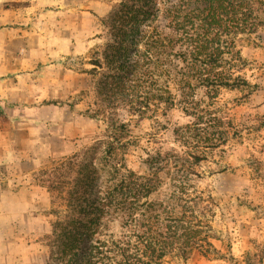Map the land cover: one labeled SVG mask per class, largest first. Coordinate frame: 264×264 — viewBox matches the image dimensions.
Masks as SVG:
<instances>
[{"label":"rangeland","instance_id":"obj_1","mask_svg":"<svg viewBox=\"0 0 264 264\" xmlns=\"http://www.w3.org/2000/svg\"><path fill=\"white\" fill-rule=\"evenodd\" d=\"M144 1L158 16L193 8ZM131 2L0 0V181L31 196L38 264H123L127 240L147 232L135 221L171 219L177 204L205 216L208 255L162 264H264V27L233 38L241 62L205 66L243 85L177 87L176 72L202 70L125 48ZM122 57L138 61L131 77L112 74Z\"/></svg>","mask_w":264,"mask_h":264},{"label":"trees","instance_id":"obj_2","mask_svg":"<svg viewBox=\"0 0 264 264\" xmlns=\"http://www.w3.org/2000/svg\"><path fill=\"white\" fill-rule=\"evenodd\" d=\"M193 8L186 10L181 16L180 11L169 9L163 16H158L160 9L144 0L131 2V7L119 17L122 24V32L119 42L125 48L137 53L138 47L145 46L155 55L172 57L178 63H190V68H198L196 74L180 70L174 77L177 87L188 85L190 79L197 82L196 86L205 88L208 86L237 87L243 85L244 81H237L231 75H223L221 72L205 75V66L212 68L213 72L222 67L226 56L236 57L241 62L242 58L233 44V38L238 34L253 33L258 28L264 27V1L263 0H192ZM165 14V16H164ZM161 19L167 21L169 26L164 31L157 29ZM113 28L117 25L113 24ZM155 32V35H154ZM142 44V45H140ZM133 58V57H132ZM131 57L117 59L114 61L116 70L112 74L131 77L138 71V61ZM96 65V64H93ZM100 65L98 64V67ZM83 73L94 74L95 68L83 70ZM233 79V80H232ZM232 80V81H231ZM48 105L62 106V102H50ZM74 111V105L68 106ZM91 118L96 114L86 112ZM115 127V126H114ZM123 129V125L119 128ZM114 148L110 143L108 151ZM171 219L164 220L160 214L148 219L141 224L139 220L135 223L139 228H145L142 237H135L133 243L127 240L122 248L121 258L123 264H162L167 257L186 261L193 249L199 250L198 242L205 244V216H196L193 212L180 209L179 204L173 209ZM202 218V219H201ZM197 223V224H196ZM202 224L203 227H198ZM156 226L158 231L152 234V227ZM211 228V226H209ZM211 230V229H210ZM208 245L210 246L209 242ZM203 256L208 252L200 251ZM70 264H79V261H71Z\"/></svg>","mask_w":264,"mask_h":264},{"label":"crops","instance_id":"obj_3","mask_svg":"<svg viewBox=\"0 0 264 264\" xmlns=\"http://www.w3.org/2000/svg\"><path fill=\"white\" fill-rule=\"evenodd\" d=\"M59 8L50 12L58 15ZM72 50L75 51L74 45L69 52ZM8 168H5L6 181L12 176ZM27 193V188L20 184L0 181V264H38L36 214L28 208L32 199Z\"/></svg>","mask_w":264,"mask_h":264}]
</instances>
